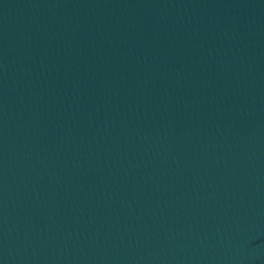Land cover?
<instances>
[{
  "label": "water",
  "instance_id": "obj_1",
  "mask_svg": "<svg viewBox=\"0 0 264 264\" xmlns=\"http://www.w3.org/2000/svg\"><path fill=\"white\" fill-rule=\"evenodd\" d=\"M0 264H264V0H0Z\"/></svg>",
  "mask_w": 264,
  "mask_h": 264
}]
</instances>
